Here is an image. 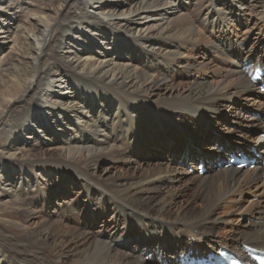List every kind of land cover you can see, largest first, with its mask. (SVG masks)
<instances>
[{"label":"bare ground","instance_id":"1","mask_svg":"<svg viewBox=\"0 0 264 264\" xmlns=\"http://www.w3.org/2000/svg\"><path fill=\"white\" fill-rule=\"evenodd\" d=\"M258 65L264 0H0V264H176L191 252L264 250V92L248 78ZM228 107L241 135L221 132ZM214 133L219 159L202 154L181 170L151 160L196 141L204 151L200 136ZM240 152L254 169L226 167ZM199 163L205 176L189 170ZM103 164L127 175L101 178ZM55 196L61 212L81 214L77 227L52 212Z\"/></svg>","mask_w":264,"mask_h":264},{"label":"rangeland","instance_id":"2","mask_svg":"<svg viewBox=\"0 0 264 264\" xmlns=\"http://www.w3.org/2000/svg\"><path fill=\"white\" fill-rule=\"evenodd\" d=\"M200 51H202L203 52V50H200ZM193 53V56L194 57H196L197 56V54H199V51L197 50V49H195L194 50V52H192ZM215 66V67H214ZM213 67H214V70H217V69H219V65L217 66V65H215V63L213 64ZM222 67V65H220V68ZM197 73H191V75H196ZM176 81H180L181 83H183V84H188L189 82H190V78H187V77H184V78H177V79H175ZM209 80L210 81H214V82H217L218 80H220L219 78H217V77H213V76H210V78H209ZM257 91V90H256ZM259 93V95L258 96H261L262 98H264V95H262V94H260V92H258ZM230 107V106H229ZM229 107H228V109H226L225 110V112L222 114V119H221V124L219 125L220 126V129H221V132H224V131H231V130H233L234 132H236L237 133V135L238 134H240V133H242L243 131H245V129H241L239 126H237V124L238 123H234L233 122V120H234V117L232 116L233 114H231V110L229 109ZM235 115H240V116H243L244 115V117H246V118H251L252 119V117H251V115L250 114H248V113H244L243 114V111H237V112H235ZM236 119H238L239 120V117L237 118L236 117ZM238 120H236V121H238ZM216 122V121H215ZM215 135H217V137H215L213 140H209L208 139V137L207 136H205L204 134H202V136H200L205 142H208L209 144H206L205 146H203V149H204V151H202L201 149H196L197 147L196 146H198V143H201V141H196L195 143H194V147H192V149L191 150H189V149H187L186 148V150L185 149H183L182 151H181V153H178V154H174L173 153V156L172 155H170V150L168 149V150H166V151H164L163 152V155L161 156V157H159V155H157V154H150L151 155V160H156V161H158V162H162V163H165V164H168L169 166H171V167H173V168H176V169H179V170H181L180 168H179V165L182 163V160L184 161L185 159H186V162L188 163V165H189V163H195L196 164V161L197 160H201V155L203 154V155H207L208 154V156L211 158V159H213V158H215L216 156H218L217 158L219 159L220 158V155H218L217 153H219V151H218V149L217 148H219L220 147V145H222V141L220 142V141H218L220 138H218L219 136H223V135H220V134H216V133H214ZM231 134L233 135V138H235V139H240V140H242L240 143L242 144V145H245V144H249V142H247V141H245L244 140V138H239L235 133H233V132H231ZM263 134V132L261 133V135ZM241 135V134H240ZM226 142H229V140H227ZM226 144V143H225ZM224 144V145H225ZM241 144H237V143H234L233 142V144H232V146H238V145H241ZM250 144H253V143H250ZM229 145H230V143H229ZM213 149V151H214V153L213 154H211V155H209V150L211 151L212 149ZM37 149H34L33 151H32V153H31V155H32V157H34V158H37V157H39L40 156V153L39 152H37L36 151ZM151 149H149L142 157V159L139 161V162H143V163H145L146 162V159H144V158H146L147 156H148V154H149V151H150ZM191 152V153H190ZM217 152V153H216ZM222 152V151H221ZM193 153V154H192ZM150 155H149V157H150ZM182 155H184V158H183V156ZM188 155V156H187ZM198 155V156H197ZM154 156V157H153ZM170 156H171V158H170ZM187 156V157H186ZM186 157V158H185ZM183 158V159H182ZM169 159V160H168ZM168 161V162H167ZM107 165H109V164H103V165H101L100 167H101V171L100 172H98V175L99 176H101V178H104V179H109V178H115V177H120V175L121 176H124L125 174L127 175V170L128 169H123V167H122V165H114L113 166V168H110V169H108L109 170V173H108V175H105V173L103 172L104 171V168L107 166ZM121 166V167H120ZM178 167V168H177ZM182 168V167H181ZM198 167L197 166H194V167H191V168H189V170H194L192 173H197V169ZM144 169V170H143ZM125 170V171H124ZM146 170V168L144 167V168H142L141 169V171H140V173L139 174H142L144 171ZM236 170V169H235ZM239 172H241L240 170H238ZM132 172V171H131ZM207 174H208V172H207ZM119 175V176H118ZM128 175H129V173H128ZM206 175V174H205ZM204 175V176H205ZM203 177V176H202ZM59 179V178H58ZM57 182V181H56ZM196 183H197V180L195 181ZM78 185H77V180L75 179L74 181H73V186L71 187V188H68V190H67V192H68V196H67V198H68V201H69V203H68V206H70L74 201H75V199H76V197L78 196V187H77ZM190 195H193V190H191V191H189V192H187V196H190ZM183 200H186V198H182V199H178V201L179 202H181V201H183ZM52 201H53V204H55V206L54 205H52L51 207V210H52V212H58V214L59 215H61L62 217H63V222H65L66 223V225H68V226H71V227H77L78 226V224L80 223V221H81V219L83 218L82 216H81V214L76 210V209H73V210H71V207H68V209L69 210H67V212L65 213V211L63 210V212H61V210L62 209H64V206H62V207H59V205H61V201H59V198H56V196H55V198H53L52 199ZM254 201L257 203L258 202V200L257 199H254ZM58 203V204H57ZM73 205V204H72ZM59 208H60V210H59ZM74 208H75V206H74ZM58 210V211H57ZM38 212H39V215H43V216H46L47 215V213H46V209H44V207H40L39 208V210H38ZM221 212H222V210H221ZM71 216V217H70ZM67 217H70L71 218V221H69V222H66L65 220H66V218ZM107 218L109 219L110 218V216H109V214L107 215ZM64 223V224H65ZM69 223V224H68ZM223 228V230H227V228L226 227H222ZM225 228V229H224ZM92 235H94V234H92ZM95 236V235H94Z\"/></svg>","mask_w":264,"mask_h":264}]
</instances>
